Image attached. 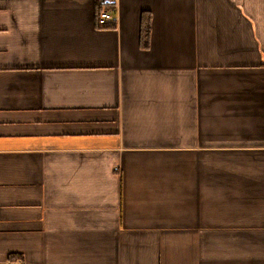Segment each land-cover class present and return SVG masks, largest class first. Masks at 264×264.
Wrapping results in <instances>:
<instances>
[{
    "label": "crops",
    "instance_id": "obj_1",
    "mask_svg": "<svg viewBox=\"0 0 264 264\" xmlns=\"http://www.w3.org/2000/svg\"><path fill=\"white\" fill-rule=\"evenodd\" d=\"M101 1L0 0V264H264V0Z\"/></svg>",
    "mask_w": 264,
    "mask_h": 264
},
{
    "label": "trees",
    "instance_id": "obj_2",
    "mask_svg": "<svg viewBox=\"0 0 264 264\" xmlns=\"http://www.w3.org/2000/svg\"><path fill=\"white\" fill-rule=\"evenodd\" d=\"M116 3L114 2H108L105 3L101 0H96V20H97V26L99 28H106V27H115L114 23L105 24L106 21L102 22L101 14L105 12V9L110 11L116 10ZM113 22V21H112ZM151 17L150 15L145 12L142 17V33H141V46L143 48H149L150 47V37H151Z\"/></svg>",
    "mask_w": 264,
    "mask_h": 264
},
{
    "label": "built area",
    "instance_id": "obj_3",
    "mask_svg": "<svg viewBox=\"0 0 264 264\" xmlns=\"http://www.w3.org/2000/svg\"><path fill=\"white\" fill-rule=\"evenodd\" d=\"M112 16H111V14H109L108 12H103L102 14H101V19H102V22H104L105 20H107V19H110ZM16 264V263H15Z\"/></svg>",
    "mask_w": 264,
    "mask_h": 264
}]
</instances>
